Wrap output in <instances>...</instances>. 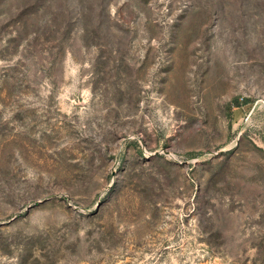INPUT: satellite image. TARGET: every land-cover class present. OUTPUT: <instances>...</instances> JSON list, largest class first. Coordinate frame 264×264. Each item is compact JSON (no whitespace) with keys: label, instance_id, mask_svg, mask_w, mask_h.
I'll return each mask as SVG.
<instances>
[{"label":"rangeland","instance_id":"1","mask_svg":"<svg viewBox=\"0 0 264 264\" xmlns=\"http://www.w3.org/2000/svg\"><path fill=\"white\" fill-rule=\"evenodd\" d=\"M0 264H264V0H0Z\"/></svg>","mask_w":264,"mask_h":264}]
</instances>
